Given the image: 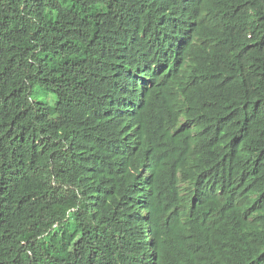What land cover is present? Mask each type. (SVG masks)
I'll use <instances>...</instances> for the list:
<instances>
[{"label": "trees", "instance_id": "16d2710c", "mask_svg": "<svg viewBox=\"0 0 264 264\" xmlns=\"http://www.w3.org/2000/svg\"><path fill=\"white\" fill-rule=\"evenodd\" d=\"M0 264H264V0H0Z\"/></svg>", "mask_w": 264, "mask_h": 264}]
</instances>
